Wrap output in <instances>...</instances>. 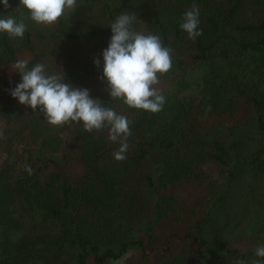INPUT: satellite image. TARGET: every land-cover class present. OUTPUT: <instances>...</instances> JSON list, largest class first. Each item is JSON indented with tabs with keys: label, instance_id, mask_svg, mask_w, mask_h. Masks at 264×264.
Returning a JSON list of instances; mask_svg holds the SVG:
<instances>
[{
	"label": "trees",
	"instance_id": "1",
	"mask_svg": "<svg viewBox=\"0 0 264 264\" xmlns=\"http://www.w3.org/2000/svg\"><path fill=\"white\" fill-rule=\"evenodd\" d=\"M84 1L100 4L101 15L113 22L119 13L140 16L147 8L142 0H111L113 6L108 0ZM168 1L172 3L161 9L157 6L150 14L151 33L172 50L171 70L160 76V82H171L161 91L165 96L162 110L150 113L128 108L107 91L97 98L103 107L131 121L125 160L114 159L119 143L108 139V128L91 133L82 128L75 141L63 139L64 126L49 125L39 109L35 112L16 105L8 92L0 95V117L5 123L23 125L22 132H15L14 126L0 132L4 157L0 163V264H115L127 260L130 252L139 255V262L147 248H156L155 227L165 218H172L167 220L171 237H178L177 229L184 222L191 226L195 220L182 236L195 247L193 264L209 263L221 255L232 264L240 260L264 264L255 251L241 254L227 241L207 246L203 239L214 227L224 229L213 220L214 211L231 201L237 181L255 172L264 174V0ZM193 4L199 6L197 30L202 32L195 40L180 29ZM246 5L259 8L250 20L239 15ZM19 7L20 0H11L0 17L13 16L19 22L23 12L27 30L14 41L32 53L34 40H43L44 35ZM68 13L48 32V40L74 42L96 32L111 38L108 28L90 26L76 33L69 27ZM6 35L0 36L5 67L14 61V43L7 42ZM36 56L32 54L28 67L36 63ZM64 75L65 82L76 87L87 78L101 81L103 70L80 65ZM241 108L251 114L250 125L228 124V142L210 137L209 131L196 130L201 117H235ZM14 139L24 149L14 150ZM58 149H65L62 158L69 151L74 153L85 170L82 181L73 183L48 171L60 162L52 155ZM101 159L110 164H101ZM206 161L224 175L221 195L215 197L208 191L190 203L184 197L176 201L173 195L164 197L159 192L169 185L196 186L200 183L196 169ZM25 165L31 167V175ZM150 208L152 212L147 211ZM167 264L186 263L173 258Z\"/></svg>",
	"mask_w": 264,
	"mask_h": 264
},
{
	"label": "rangeland",
	"instance_id": "2",
	"mask_svg": "<svg viewBox=\"0 0 264 264\" xmlns=\"http://www.w3.org/2000/svg\"><path fill=\"white\" fill-rule=\"evenodd\" d=\"M11 0H8V5ZM138 2V0H133ZM141 1V0H140ZM147 6L146 10L142 12L140 16H136L137 19L133 23L132 27L136 31L144 32L145 34L151 33L152 23L150 19L151 10L157 6L161 9L165 5H170L172 2L168 0H142ZM110 6L115 5L111 0H108ZM117 4V3H116ZM12 10H16V6H12ZM100 4L93 2H86L82 0H77V8L75 11H67V16L71 18L69 21V27L76 33L80 31L88 30L90 26L93 29H110V25L113 20H109L101 15ZM5 9V6L0 2V11ZM258 7H248L247 5L241 9L239 15L243 18L250 20L255 14L258 13ZM9 10V8H8ZM6 9V13H8ZM164 11L163 13H166ZM121 14H130L127 12L119 13L114 17L115 19ZM131 15V14H130ZM135 16V15H134ZM112 21V22H111ZM34 25L38 27L39 31H42L44 39L34 40L33 42V52L24 50L20 45L19 40L9 36H5L7 42L14 43V61L10 62L7 67L4 66L3 56L1 55V42H0V95L2 92L5 94H10L17 84L21 82V77L19 74L14 72L13 65L18 60H27L28 63L32 58V54L36 56V63L32 64L29 69L35 66L37 63H42L45 65L46 72L48 74H61L72 67L78 66H91V69L103 70V57L102 52L108 47L110 37L107 34L102 33H92L86 34L74 42H63L60 40H48V32L53 29V25H38L34 22ZM3 33H0V36ZM14 41V42H13ZM100 60V66L97 67L94 64V60ZM62 69V70H61ZM192 76H196V72H191ZM18 78V79H17ZM171 82H160L157 87L160 91H165ZM76 87L81 89H88L91 98L97 99L103 96L106 91V82L96 81L93 78H87L80 85ZM8 92V93H7ZM11 95V94H10ZM14 99V98H13ZM0 101L1 98H0ZM13 103L16 105L24 106L19 103L18 100L14 99ZM27 112L23 116H26ZM251 114L241 108L237 116L227 117L219 116L218 118H213L212 116L201 117L199 119V125H197L196 130L209 131V136L214 137L219 142H228L226 126L233 122H242L245 125H250ZM15 123V122H14ZM13 122L5 123L0 117V132L8 127H15V132H22L23 125H17ZM82 124H68L63 128V133L61 134L64 138L75 141L77 138V133L79 129H82ZM71 138V139H70ZM73 138V139H72ZM15 140V142H14ZM12 142V148L17 151L24 149V144L19 143L17 139ZM69 144H72L70 142ZM68 144V145H69ZM27 147V146H26ZM26 149V148H25ZM65 149H58L53 153V157L59 160L58 165H52L48 168V171L57 172L66 177L70 182L76 183L84 179L85 170L82 164L79 163L74 153L69 151V154L62 158V154ZM48 154L51 151L47 152ZM4 159L3 154L0 153V163ZM101 164H110V160L104 159L100 160ZM143 172V170H142ZM196 173H200L198 179L199 184L186 185V186H167L159 190L164 197H175L176 201L182 199L183 197L191 202L197 194L205 196L209 192L214 196L222 194V181L223 173L220 168H218L212 162H203L196 169ZM197 182V181H196ZM207 185V188L205 187ZM210 188V190H209ZM209 191V192H208ZM232 199L229 203L221 208L215 209V216L213 220L218 223L219 227H224L223 230L210 229L208 233H204L203 239L207 243V246L212 244L227 241L228 246L235 249L237 252L243 254L252 251L264 245V174H249L245 176L242 180L237 181L231 190ZM247 199V200H246ZM152 212V208L147 209V211ZM167 220L172 218H165L164 220L157 223L155 227V237L154 245L155 249L147 248L145 253L146 256L139 260V255L134 252H130L126 259L117 262L115 264H167L173 258L185 261L186 264H193L195 259H193L195 254V247L193 243L182 238L186 233L188 228L193 227L195 220L192 221V225L189 226L188 223L184 222L182 226L178 227L177 235L178 237H171L172 228H168ZM214 231V232H213ZM171 237V238H170ZM168 247V251L165 252L163 249ZM196 262V261H195ZM201 264H232L231 261L225 256L221 255L219 258L210 261L209 263L202 262Z\"/></svg>",
	"mask_w": 264,
	"mask_h": 264
},
{
	"label": "clouds",
	"instance_id": "3",
	"mask_svg": "<svg viewBox=\"0 0 264 264\" xmlns=\"http://www.w3.org/2000/svg\"><path fill=\"white\" fill-rule=\"evenodd\" d=\"M8 7V0H0ZM29 14L27 19L38 25H53L67 11H75L77 0H20V7ZM18 22L13 16L0 17V33L12 38H22L27 30L23 12ZM137 19L130 14H121L109 26L111 38L108 47L103 50L102 82H106L105 91L114 100L118 99L128 108L158 113L165 104V96L157 85L160 76L167 74L172 67L171 49L165 47L159 35L136 31L132 25ZM199 6H193L185 12L180 29L195 40L202 35L198 31ZM99 67L100 60H94ZM21 82L11 90V96L21 105L36 112L39 109L46 122L52 126L63 127L70 123L82 124L84 131L93 132L108 128V139L119 143L113 153L116 161L126 159L132 135L131 121L115 109L102 106V102L93 99L88 89L74 87L65 82V75L48 74L45 65L37 63L31 69L27 60H18L13 65ZM25 171L32 174L30 166ZM255 255L264 258V245L259 246ZM237 264H245L243 260Z\"/></svg>",
	"mask_w": 264,
	"mask_h": 264
}]
</instances>
